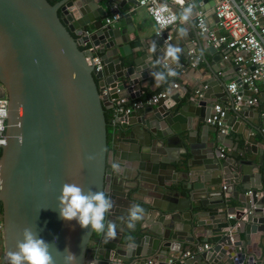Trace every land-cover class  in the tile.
I'll list each match as a JSON object with an SVG mask.
<instances>
[{
    "label": "water",
    "instance_id": "95a60500",
    "mask_svg": "<svg viewBox=\"0 0 264 264\" xmlns=\"http://www.w3.org/2000/svg\"><path fill=\"white\" fill-rule=\"evenodd\" d=\"M201 1H194L196 9ZM111 4L119 11L131 9L106 24L115 12ZM214 5L212 0L205 14L209 24L210 18L217 22ZM136 6L137 0H0V96L9 102L0 154L6 264L25 228L50 244L54 264H65V249L76 254L75 264H146L156 256H173L169 264H264L248 249L251 235L264 237V163L251 158L261 152L239 125L243 109L236 111L233 104L224 110L217 137L225 138L231 127L247 145L222 158L213 141L202 151L192 143L184 146L183 132L192 130L193 121L211 117L213 103L206 92L189 93L182 102L184 93L175 97L180 88L173 81L166 98L133 111L117 130L109 129L105 112L112 100L139 99L143 82L161 67L170 71L162 60L169 46L175 48V33H155V51L140 54L131 48L129 35L136 30L130 14ZM84 41L95 47L100 70L88 62L92 54L80 49ZM217 49L211 44L202 52L219 63ZM190 50L182 54L188 58ZM236 84L244 98L241 79ZM175 141L182 150L176 157L170 153ZM65 183L77 184L85 194L89 189L105 193L113 202L109 215L121 216L115 219V238L109 239L106 230L91 247V226L60 217L58 198ZM196 192L215 199L196 198ZM226 194L239 204L227 206ZM134 205L142 213L124 233L122 219L130 217ZM233 219L240 223L236 230ZM197 232L203 242H211L209 249L199 248Z\"/></svg>",
    "mask_w": 264,
    "mask_h": 264
},
{
    "label": "crops",
    "instance_id": "0c3cea01",
    "mask_svg": "<svg viewBox=\"0 0 264 264\" xmlns=\"http://www.w3.org/2000/svg\"><path fill=\"white\" fill-rule=\"evenodd\" d=\"M193 6L190 8L187 5L183 7H178L176 11L178 22L171 29L170 33H175V37H173V45L175 48H179L180 52L178 53V61H173L170 57L163 58V62H165V66L172 72H175L174 76L168 75L169 71H166L161 67L160 72L164 74V81H158L156 76L150 77L147 81L143 82L141 85V90L143 91L142 97L139 99L147 98L148 96L163 91L171 89L170 83L173 81L177 84V87L180 88V91L177 92L175 97L178 94L184 93V97L182 98V102L188 97L189 93H205L210 96V102L213 103V107L210 111V115L215 112V106H220L224 110L233 107L236 111L243 109L245 111L246 116L243 117V121H240V126L243 129L244 135L250 140L253 146L257 151L261 153H256L255 155L251 154V158L254 161H258L262 158L264 163V133L262 129H264V79L257 80V92L248 91L246 88L243 90L244 98L242 102L235 101V97L228 91V85L231 82H236L240 79L242 71L246 70L247 72L251 71L252 67L250 65H237L233 60L235 54L232 51H229L224 46L218 47V52L221 55V59L219 63H214L212 61L213 56L210 53H203L202 50L206 49L212 43L208 40L206 35H201L198 33L195 27L196 15L199 9L203 11L204 15L208 13L210 10V6L212 5V0H202L200 8L196 9L194 6V1L191 0ZM264 3V0H259ZM112 6V4H111ZM131 8H126V10L119 11L122 15L123 12L130 11ZM111 10L112 7H111ZM114 11V10H113ZM113 12L109 13L111 16ZM132 22L135 27V33L130 34L129 44L133 51H138L141 54L142 52H151L152 46L155 45L154 39L156 38L155 30L156 25L149 15L148 11L144 7H134L131 12ZM187 16V19H185ZM211 19V26H215L216 22ZM207 20V18H206ZM221 32V31H220ZM189 50L190 56L186 58L182 52ZM197 50L198 54H195L193 51ZM223 83V88L220 85ZM175 89V88H173ZM130 99L128 96H124ZM135 99V100H139ZM132 100V99H130ZM249 100H255L252 104H249ZM183 104V103H182ZM208 119V118H207ZM207 119L202 120L201 122H192V130L183 132V143L184 146L188 149L189 145L192 143L194 150H207L208 148L204 146L207 142H214L213 147L215 149V153L218 157H227L229 154H238V149L243 148L247 145V142L243 140L242 135L234 132L231 127H228L224 134L225 138H218L217 134L219 129L217 125L207 123ZM234 121V120H233ZM232 121V123H233ZM255 124H259L257 127ZM186 124H183V127H186ZM216 127V131L214 130ZM188 134L191 135V141L187 139ZM119 144L124 146V141L121 139ZM118 145V146H120ZM112 148V145H111ZM110 148V149H111ZM182 150L179 147L178 141H175L171 148L170 153L176 157ZM200 161V160H199ZM199 166L194 169H198ZM177 171H187L178 167ZM186 173V172H185ZM181 174H179L180 176ZM117 182H120L119 178L116 179ZM198 180V179H197ZM197 191V190H195ZM183 198H187L188 195L183 194ZM195 197H202L203 199H207L210 201H214L215 197L212 196H203L202 193L196 192ZM226 199L230 200L229 205H238V201L233 199V197L228 196L226 194ZM199 202V200H197ZM116 208L119 211L124 210V208L116 205ZM116 216H110L109 213L105 215V225L109 221L115 223V219L121 218L120 212L116 213ZM123 215V213H122ZM233 218V216H232ZM206 219V218H204ZM133 221H130V217H124L121 222V229L124 233L129 232V228L132 225ZM232 224L234 225L232 230H236L239 227V222L233 219ZM241 227V226H240ZM204 230L210 229V226H205ZM107 228H105V231ZM139 228L136 230V232ZM138 236V232L136 233ZM140 235V234H139ZM104 233H100L99 237L102 238ZM145 238V234L142 235ZM195 241H200L199 248L200 249H209L211 246V242L207 241L203 242L200 237L199 232L194 235ZM205 239L206 236L204 235ZM241 239L245 238V233H240ZM110 239V238H109ZM94 240L91 242V247H94ZM208 245V248L204 246ZM249 251L255 253V256L258 257L259 260L264 261V237L258 234L251 235V244L249 245ZM251 252V253H252ZM173 256H168V258H164L163 256H156L152 259L157 263L163 262L165 259L166 263L169 264V259ZM98 260H102L100 255L95 256ZM0 264H6L5 250H4V240L2 233V216L0 212ZM127 264V263H125Z\"/></svg>",
    "mask_w": 264,
    "mask_h": 264
},
{
    "label": "built area",
    "instance_id": "2783aa9c",
    "mask_svg": "<svg viewBox=\"0 0 264 264\" xmlns=\"http://www.w3.org/2000/svg\"><path fill=\"white\" fill-rule=\"evenodd\" d=\"M177 7L188 6L192 7L191 0H166ZM167 2L161 0H137L138 7H144L152 17L157 35H161L166 31L170 33L171 29L177 24L178 17L176 10ZM112 9L115 11L106 19V24L118 20L121 17L116 4H112ZM214 13L217 18L215 26L207 23L203 11L199 10L196 15L195 27L199 34L206 35L208 40L215 46H224L229 51L235 54L234 61L237 65H250L251 71H242L241 81L244 88L251 92H257L256 81L264 79V3L259 0H215ZM221 31V32H220ZM219 33V35H217ZM84 51L92 54L89 63H93L95 69L100 70L99 56L96 54V49L89 41H84L81 45ZM177 87V84H174ZM238 86L236 82H231L228 85V91L235 97V101L242 102L243 96L238 94ZM167 90L154 93L147 98L139 100H130L122 97L112 100V119L111 126L118 129L121 120L129 116L133 111L139 108L154 105L161 98H166ZM255 100H249L252 104ZM9 102L5 97H0V108H3L7 113L9 111ZM215 112L207 119V123L221 126L224 117V109L220 106L214 107ZM7 118L0 117V154L2 146L6 143V126ZM264 133V129H262ZM208 248V245L204 246ZM170 263V262H169ZM123 264V263H118ZM146 264H159L149 260Z\"/></svg>",
    "mask_w": 264,
    "mask_h": 264
},
{
    "label": "clouds",
    "instance_id": "9594fccd",
    "mask_svg": "<svg viewBox=\"0 0 264 264\" xmlns=\"http://www.w3.org/2000/svg\"><path fill=\"white\" fill-rule=\"evenodd\" d=\"M187 19V16H185ZM155 51V45L152 46ZM179 48L169 46L166 55L173 61H178ZM168 75L174 76L175 72L169 71ZM158 81H164L165 76L157 73ZM8 113L0 108V117H6ZM3 141H0L2 143ZM94 157L89 156L91 160ZM118 168V165H113ZM51 183V181H49ZM0 190H3V182H0ZM60 217L66 221L76 220L82 228L91 226V230L104 233L107 228L106 235L108 238H115L117 225L109 221L105 225V215L112 207L113 202L105 195L103 191H89L85 194L83 189L75 183H65L62 186L61 195L58 198ZM130 221L140 218L142 209L133 206L130 210ZM23 240L18 241L15 251H9L7 258L9 264H54L53 256L49 253L50 244L40 238L38 233H34L32 229L25 228L22 232ZM67 255L64 256L65 264H75L77 256L75 253L65 249Z\"/></svg>",
    "mask_w": 264,
    "mask_h": 264
},
{
    "label": "trees",
    "instance_id": "16d2710c",
    "mask_svg": "<svg viewBox=\"0 0 264 264\" xmlns=\"http://www.w3.org/2000/svg\"><path fill=\"white\" fill-rule=\"evenodd\" d=\"M50 4H54L55 2H57L58 0H47ZM80 49L84 51V47L80 46ZM112 114H113V109L109 108L106 110L105 112V118H106V122L109 126H111V119H112ZM109 141H110V133H109ZM0 212H1V203H0ZM100 233L95 232L93 234V238L91 239V241L97 240L99 238Z\"/></svg>",
    "mask_w": 264,
    "mask_h": 264
},
{
    "label": "rangeland",
    "instance_id": "374dc122",
    "mask_svg": "<svg viewBox=\"0 0 264 264\" xmlns=\"http://www.w3.org/2000/svg\"><path fill=\"white\" fill-rule=\"evenodd\" d=\"M1 96H2V97H5V95H4V94H2ZM1 96H0V97H1Z\"/></svg>",
    "mask_w": 264,
    "mask_h": 264
}]
</instances>
